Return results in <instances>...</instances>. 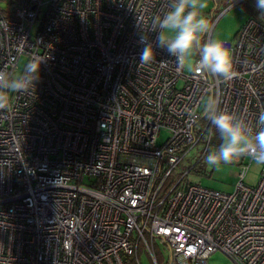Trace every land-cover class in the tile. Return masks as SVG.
<instances>
[{"label":"built area","instance_id":"built-area-1","mask_svg":"<svg viewBox=\"0 0 264 264\" xmlns=\"http://www.w3.org/2000/svg\"><path fill=\"white\" fill-rule=\"evenodd\" d=\"M13 3L0 7V72L20 75L32 62L40 71L0 110V264H141L143 251L159 264L158 245L164 264H207L214 252L264 264V166L249 185L251 158L234 161L230 193L180 169L217 132L199 120L209 99L264 126V23L250 17L221 41L237 72L224 81L161 49L139 62V36L155 40L169 0Z\"/></svg>","mask_w":264,"mask_h":264},{"label":"clouds","instance_id":"clouds-1","mask_svg":"<svg viewBox=\"0 0 264 264\" xmlns=\"http://www.w3.org/2000/svg\"><path fill=\"white\" fill-rule=\"evenodd\" d=\"M205 0H169V10L163 17L153 21L152 33L155 40L144 34L139 36L142 46L139 62L149 64L156 59V49L164 50L174 57L179 66L192 63L198 56L194 71L208 74L224 81L237 76L232 51L218 40H205L211 25L202 11ZM255 7L259 18L264 19V0H256ZM40 64L28 63L23 74L6 77L0 72V110L10 107L9 92L27 91L35 86L39 78ZM30 75H25V74ZM206 117L219 134L221 143L206 156L209 166L232 163L240 158L250 157L257 166H264V126L254 130L244 119L233 112L223 110L214 98L206 103ZM264 124V115L260 117Z\"/></svg>","mask_w":264,"mask_h":264},{"label":"rangeland","instance_id":"rangeland-1","mask_svg":"<svg viewBox=\"0 0 264 264\" xmlns=\"http://www.w3.org/2000/svg\"><path fill=\"white\" fill-rule=\"evenodd\" d=\"M15 0H0V7L3 10H8L13 7ZM206 7L201 10L203 15L206 16L210 22V25L214 24L212 32V40L225 41L234 40L237 36V31L240 30L246 19L251 17L249 6H254L256 0H205ZM198 56H194L192 63L186 62V71H190ZM26 60L23 58L20 62V68L22 69ZM20 73V72H19ZM169 131L163 129L159 132L158 143H163L169 136ZM206 140V139H205ZM204 141V140H203ZM221 143L219 134L216 132L212 136V143L209 151L201 156L204 151L205 144L199 143V145L190 152L184 163L180 165L182 172L191 169L186 179L208 187L215 191L220 192H232L235 186L239 182V163H221L219 166H209L206 163V156L210 151H214ZM262 166H257L252 162L249 172L244 178L246 184L256 185L259 182ZM161 255L164 257V261L167 260L168 250L164 247H160ZM140 262L141 264H153L151 258L145 251L141 252ZM233 262L223 253L214 252L207 264H232Z\"/></svg>","mask_w":264,"mask_h":264},{"label":"trees","instance_id":"trees-1","mask_svg":"<svg viewBox=\"0 0 264 264\" xmlns=\"http://www.w3.org/2000/svg\"><path fill=\"white\" fill-rule=\"evenodd\" d=\"M254 6H249L248 9L250 11V14H251V17H254L256 18L257 20H261L263 23H264V19H261L259 18V12L257 11L256 8H253ZM206 116L203 115L200 120V124L204 123L205 122V119ZM161 251H160V246L158 245L157 246V249H156V256H157V260H158V263L159 264H164V257L163 255H161ZM127 264H135V261H134V257H130V256H127Z\"/></svg>","mask_w":264,"mask_h":264},{"label":"water","instance_id":"water-1","mask_svg":"<svg viewBox=\"0 0 264 264\" xmlns=\"http://www.w3.org/2000/svg\"><path fill=\"white\" fill-rule=\"evenodd\" d=\"M240 161V159L239 160H237L236 162H239Z\"/></svg>","mask_w":264,"mask_h":264}]
</instances>
